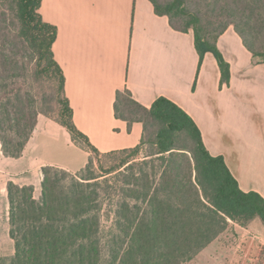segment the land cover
Returning <instances> with one entry per match:
<instances>
[{"label":"trees","instance_id":"1","mask_svg":"<svg viewBox=\"0 0 264 264\" xmlns=\"http://www.w3.org/2000/svg\"><path fill=\"white\" fill-rule=\"evenodd\" d=\"M158 16L194 34L200 63L212 54L229 84L230 65L218 49L233 27L257 64L264 63V0H149ZM42 0H0V143L18 159L43 115L64 127L89 153L77 173L43 168L42 193L7 185L8 264H184L216 241L230 222L264 225V198L244 192L223 156L206 148L195 121L176 103L150 108L118 91L115 116L143 125L141 143L103 153L74 122L65 75L45 22ZM106 223H110L107 226Z\"/></svg>","mask_w":264,"mask_h":264},{"label":"crops","instance_id":"2","mask_svg":"<svg viewBox=\"0 0 264 264\" xmlns=\"http://www.w3.org/2000/svg\"><path fill=\"white\" fill-rule=\"evenodd\" d=\"M40 13L58 29L53 52L74 122L99 151L142 141L141 123L129 127L115 116L118 91L128 89L146 108L165 97L195 121L210 154L224 157L240 188L264 198V63L255 62L233 27L217 42L231 73L222 85L215 57L208 53L200 63L193 32L175 31L149 0H42ZM88 161L69 132L43 115L20 158L5 157L0 143V233L10 232L9 182L33 186L38 199L43 168L77 173Z\"/></svg>","mask_w":264,"mask_h":264},{"label":"rangeland","instance_id":"3","mask_svg":"<svg viewBox=\"0 0 264 264\" xmlns=\"http://www.w3.org/2000/svg\"><path fill=\"white\" fill-rule=\"evenodd\" d=\"M255 220L260 226L249 230L230 222L216 241L184 264H264V225L260 219ZM106 225L110 226V223ZM249 226L251 223L246 228ZM2 232L3 229L0 233V264H8L15 248L8 231Z\"/></svg>","mask_w":264,"mask_h":264}]
</instances>
